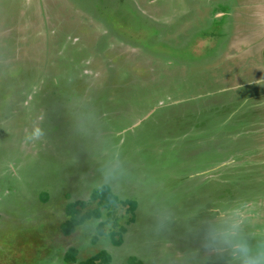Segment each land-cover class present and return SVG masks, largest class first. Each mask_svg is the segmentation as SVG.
<instances>
[{"label":"rangeland","instance_id":"obj_1","mask_svg":"<svg viewBox=\"0 0 264 264\" xmlns=\"http://www.w3.org/2000/svg\"><path fill=\"white\" fill-rule=\"evenodd\" d=\"M212 7L0 0V264H73L69 246L110 264H243L240 245L264 258L257 106L215 53ZM104 183L136 201L134 221L119 203L63 233L67 205L94 207Z\"/></svg>","mask_w":264,"mask_h":264},{"label":"crops","instance_id":"obj_2","mask_svg":"<svg viewBox=\"0 0 264 264\" xmlns=\"http://www.w3.org/2000/svg\"><path fill=\"white\" fill-rule=\"evenodd\" d=\"M212 17L220 24V42L224 49L215 53L227 57L228 74L235 84H245V98L254 99L258 116L252 118L256 142L250 152L260 154L264 163V0H212ZM260 138V140H258Z\"/></svg>","mask_w":264,"mask_h":264},{"label":"trees","instance_id":"obj_3","mask_svg":"<svg viewBox=\"0 0 264 264\" xmlns=\"http://www.w3.org/2000/svg\"><path fill=\"white\" fill-rule=\"evenodd\" d=\"M88 199L94 200L96 204L94 207L87 208L85 211L81 210V207L85 205L87 200H75L67 205L65 212L68 213V217L64 220V223L62 225L61 230L63 233L68 234L69 232H72L75 229V226L82 224L88 218H99L103 213V208L108 210L109 208H112L119 203L128 204V208L131 212V216L128 221L133 222L135 219L133 210L135 209L136 201L133 199H123L118 197L107 183L94 187ZM104 223V220L100 219L98 221V226H102V224ZM125 230L126 227L124 224L119 225L118 229L111 230L109 232L110 241L115 245L121 244L123 240L122 234ZM96 239L97 235L93 236V240L96 241ZM76 254L77 249L73 246H69L64 251L63 259L65 262L73 264H110L112 261L110 252L105 249H100L90 256L80 260L77 259ZM126 263L142 264V262L138 260L134 255H130L127 258Z\"/></svg>","mask_w":264,"mask_h":264},{"label":"clouds","instance_id":"obj_4","mask_svg":"<svg viewBox=\"0 0 264 264\" xmlns=\"http://www.w3.org/2000/svg\"><path fill=\"white\" fill-rule=\"evenodd\" d=\"M238 251L241 254L243 264H261V260L264 259L260 257L259 255L257 256H251L249 254V250L246 245H240L238 246Z\"/></svg>","mask_w":264,"mask_h":264}]
</instances>
